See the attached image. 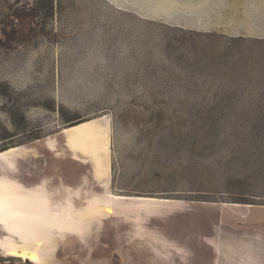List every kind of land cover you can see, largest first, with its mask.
I'll use <instances>...</instances> for the list:
<instances>
[{
  "label": "rangeland",
  "instance_id": "rangeland-1",
  "mask_svg": "<svg viewBox=\"0 0 264 264\" xmlns=\"http://www.w3.org/2000/svg\"><path fill=\"white\" fill-rule=\"evenodd\" d=\"M146 2L0 0V264H264V42Z\"/></svg>",
  "mask_w": 264,
  "mask_h": 264
},
{
  "label": "crops",
  "instance_id": "crops-1",
  "mask_svg": "<svg viewBox=\"0 0 264 264\" xmlns=\"http://www.w3.org/2000/svg\"><path fill=\"white\" fill-rule=\"evenodd\" d=\"M173 1L175 12L166 10L169 0L153 12L152 0H148L141 13L151 15L153 12L162 21L170 20L177 27L196 34L212 35L214 39L264 42V0ZM196 5L200 6L198 9L202 15L193 18L186 10ZM129 6L132 10V5Z\"/></svg>",
  "mask_w": 264,
  "mask_h": 264
},
{
  "label": "bare ground",
  "instance_id": "bare-ground-1",
  "mask_svg": "<svg viewBox=\"0 0 264 264\" xmlns=\"http://www.w3.org/2000/svg\"><path fill=\"white\" fill-rule=\"evenodd\" d=\"M4 213H5V211L3 209H1V206H0V217L2 218L3 222L5 223L7 220H6V217L4 216L5 215ZM26 260L32 261L35 264H39L41 262L38 254L36 252H33V253L27 255Z\"/></svg>",
  "mask_w": 264,
  "mask_h": 264
}]
</instances>
